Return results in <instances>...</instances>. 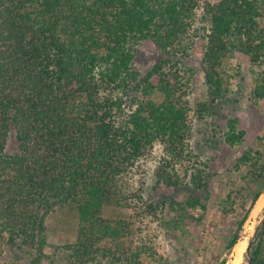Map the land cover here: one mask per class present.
<instances>
[{"label":"trees","instance_id":"obj_1","mask_svg":"<svg viewBox=\"0 0 264 264\" xmlns=\"http://www.w3.org/2000/svg\"><path fill=\"white\" fill-rule=\"evenodd\" d=\"M261 1L0 0V241L35 253L40 264L47 216L72 206L80 223L66 246L69 264H142L146 246L135 238L148 215L168 207L176 223L188 208L205 210L206 198L192 194L206 185V164L189 139L191 111L203 119L207 107L190 105L180 59L200 49L203 84L222 97L236 72L264 64ZM198 9L209 20L201 42ZM140 44L156 54L143 74L133 65ZM230 58L234 73L225 70ZM250 95L264 97V71ZM243 134L238 119H228L225 142ZM257 139L262 149L236 160L255 185L223 207L237 216L227 251L264 186V132ZM157 147L156 185L172 189L154 202L144 195L142 163ZM178 187L190 192L183 201L174 197ZM114 206L131 215L104 214ZM249 264H264V223Z\"/></svg>","mask_w":264,"mask_h":264},{"label":"rangeland","instance_id":"obj_2","mask_svg":"<svg viewBox=\"0 0 264 264\" xmlns=\"http://www.w3.org/2000/svg\"><path fill=\"white\" fill-rule=\"evenodd\" d=\"M261 5L263 10L264 0ZM261 19L264 21V18ZM194 24L199 28L197 40L201 42L209 26V20L202 9L196 10ZM136 48L133 65L143 74L154 61L156 54L144 44ZM201 57L200 49H195L182 57L179 65L183 79L189 87L190 105L196 109L199 103H205L207 107L203 119H199L196 113L191 111L192 130L189 139L194 152L198 153L206 164V185L192 194L206 198V209L202 210L199 206L188 208L186 211L189 215L183 220L177 219L176 223L172 219L174 213L168 207L148 215L139 225L140 231L137 230L135 238V244L143 243L146 246L147 251L141 254L142 264H222L223 260V264H232L234 246L231 251H227L226 245L234 230V220L237 216L235 212L225 214L223 207H229L232 198H235L238 204L243 187L255 185L254 179L246 174V166L239 168L236 160L247 149L261 150L263 147L257 137L262 136L264 132V97L254 100L250 92L254 79H258L263 73L264 64L251 70L242 69L241 72H236L226 84L223 96L213 98L203 84ZM236 65L235 59L230 58L225 64V70L234 73L237 70ZM233 118L238 119V129L244 130V134L242 141L229 144L224 140V132L227 130L228 119ZM13 132L10 135H13ZM13 144L14 138L11 136L8 141L9 151ZM158 147L142 163L146 173L144 195L151 197L154 202L159 201L163 193H169L172 189L163 184L156 185V172L162 153ZM131 176L133 177L129 181L130 184L136 185L139 175ZM188 193L190 192L184 187H178L174 197L183 201ZM228 196H231V199H228ZM104 214L114 219H128L131 215L129 210L116 206L107 208ZM261 221L263 225L264 192L251 209L238 241L247 239L248 243ZM79 223L78 212L72 206L56 208L47 216V245L40 264H69L70 249L66 246L77 241ZM245 250L238 264L247 263ZM34 259L35 253L18 246L11 247L0 241V264H36ZM102 264L107 262L103 261Z\"/></svg>","mask_w":264,"mask_h":264},{"label":"bare ground","instance_id":"obj_3","mask_svg":"<svg viewBox=\"0 0 264 264\" xmlns=\"http://www.w3.org/2000/svg\"><path fill=\"white\" fill-rule=\"evenodd\" d=\"M247 245H248L247 239H244V240H241V241H238V242L235 243L234 249H233L234 254H233L232 264H238L239 263V261H240L242 255H243V252L246 249Z\"/></svg>","mask_w":264,"mask_h":264},{"label":"water","instance_id":"obj_4","mask_svg":"<svg viewBox=\"0 0 264 264\" xmlns=\"http://www.w3.org/2000/svg\"><path fill=\"white\" fill-rule=\"evenodd\" d=\"M264 192V190L261 192V194ZM260 194V195H261ZM259 195V196H260ZM262 225V221L261 223L257 226V228L254 230V236L253 238L248 242V245L246 247V250H245V256H246V260H247V263L246 264H249L250 263V251H251V247H252V244L254 243L255 239H256V236H257V233H258V228Z\"/></svg>","mask_w":264,"mask_h":264}]
</instances>
